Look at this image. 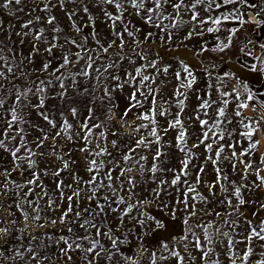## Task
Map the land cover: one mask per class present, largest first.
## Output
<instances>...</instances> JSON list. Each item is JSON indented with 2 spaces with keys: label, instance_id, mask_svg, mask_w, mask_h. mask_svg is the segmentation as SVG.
Segmentation results:
<instances>
[{
  "label": "snow or ice",
  "instance_id": "snow-or-ice-1",
  "mask_svg": "<svg viewBox=\"0 0 264 264\" xmlns=\"http://www.w3.org/2000/svg\"><path fill=\"white\" fill-rule=\"evenodd\" d=\"M0 12V264H264V91L224 70L264 76V0Z\"/></svg>",
  "mask_w": 264,
  "mask_h": 264
},
{
  "label": "rangeland",
  "instance_id": "rangeland-1",
  "mask_svg": "<svg viewBox=\"0 0 264 264\" xmlns=\"http://www.w3.org/2000/svg\"><path fill=\"white\" fill-rule=\"evenodd\" d=\"M0 16H3L5 21H7L8 17L4 12H0ZM100 27L103 28V25H100ZM260 39L262 42H264V34L260 35ZM185 43L188 45L189 49H191L192 46L198 44L196 39H193L192 41H187ZM177 44H179V41H177ZM176 54H179V55H185L186 54L184 51V45H179V48H176V46L174 45L173 49L169 50L167 53H165L164 50H162V55H166L167 61L169 63H175ZM224 70L233 71L234 73L238 74L240 76V78L246 79L254 89H260V90L264 91V76H256L255 74L250 73L248 71V69L244 67V60L243 59H240L239 62H237V58L230 54L229 58L224 62ZM202 87H203L202 82L194 85V89H196L197 91L199 89H201ZM166 91L170 93L171 87L166 89ZM117 99L120 101L121 108H123V106H124L123 98L118 95ZM58 103H59V101L53 100V101L49 102V106L51 107L52 105H55ZM188 103H189V107H188L187 111L191 112V109L196 104L195 94H193L191 96ZM197 129H198V125H197ZM173 136H174V133L170 132L168 134V136L165 137V140H167ZM169 151L174 152V149H170ZM201 151H202V149H201ZM79 156H80V154L76 153V157L79 158ZM173 163H175V161H173ZM208 173H209V175L207 178L209 180H211L212 175H211V166L210 165L208 166ZM253 199L254 198L250 197L246 201V204L244 206H241V211H242L244 217L254 219L256 217V214L258 213L261 218H264V210H259L258 206L253 203ZM255 199L257 201L264 202V200H262L261 194H258L255 197ZM153 211L157 214L158 218L164 217V221L170 225V230L175 231L179 228L178 220L173 221L171 215L166 210H164L163 208H157L154 205ZM153 229H155V225H153ZM156 232L159 234V233L164 232V230L163 229H156ZM158 238H159V236L157 235V237H155V239H158Z\"/></svg>",
  "mask_w": 264,
  "mask_h": 264
}]
</instances>
